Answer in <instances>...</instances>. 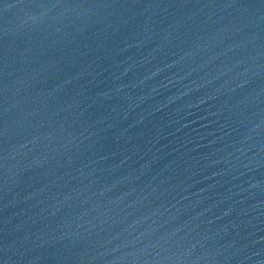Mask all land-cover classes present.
Masks as SVG:
<instances>
[{
  "label": "water",
  "instance_id": "water-1",
  "mask_svg": "<svg viewBox=\"0 0 264 264\" xmlns=\"http://www.w3.org/2000/svg\"><path fill=\"white\" fill-rule=\"evenodd\" d=\"M0 264H264V0H0Z\"/></svg>",
  "mask_w": 264,
  "mask_h": 264
}]
</instances>
